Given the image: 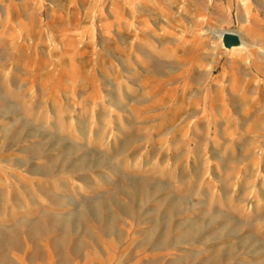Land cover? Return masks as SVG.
<instances>
[{
    "label": "rangeland",
    "instance_id": "374dc122",
    "mask_svg": "<svg viewBox=\"0 0 264 264\" xmlns=\"http://www.w3.org/2000/svg\"><path fill=\"white\" fill-rule=\"evenodd\" d=\"M243 1L0 0V264H264Z\"/></svg>",
    "mask_w": 264,
    "mask_h": 264
},
{
    "label": "bare ground",
    "instance_id": "6f19581e",
    "mask_svg": "<svg viewBox=\"0 0 264 264\" xmlns=\"http://www.w3.org/2000/svg\"><path fill=\"white\" fill-rule=\"evenodd\" d=\"M248 3L247 1H243V5L246 6ZM225 32H221L219 34V39H220V43L221 45L224 46V48L227 50V52H234L236 54H240V53H249V49L245 43V41L243 40L242 36L239 33H235L236 35H238V37L240 38V42L236 45L230 46V47H226L223 43V36H224Z\"/></svg>",
    "mask_w": 264,
    "mask_h": 264
},
{
    "label": "water",
    "instance_id": "95a60500",
    "mask_svg": "<svg viewBox=\"0 0 264 264\" xmlns=\"http://www.w3.org/2000/svg\"><path fill=\"white\" fill-rule=\"evenodd\" d=\"M240 42L238 35L232 32H225L223 36V43L226 47L236 45Z\"/></svg>",
    "mask_w": 264,
    "mask_h": 264
},
{
    "label": "crops",
    "instance_id": "0c3cea01",
    "mask_svg": "<svg viewBox=\"0 0 264 264\" xmlns=\"http://www.w3.org/2000/svg\"><path fill=\"white\" fill-rule=\"evenodd\" d=\"M249 14H250V13H248V16H249ZM247 18H248V17H247ZM247 18H246V19H247ZM240 35H241V34H240ZM243 40H244V39H243ZM244 41H245V40H244ZM245 43H246V42H245ZM242 55H244V54H237V55H233V56L235 57V56H242Z\"/></svg>",
    "mask_w": 264,
    "mask_h": 264
}]
</instances>
